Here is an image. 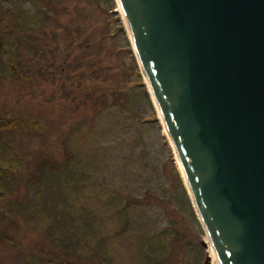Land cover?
I'll use <instances>...</instances> for the list:
<instances>
[{
	"label": "rangeland",
	"instance_id": "1",
	"mask_svg": "<svg viewBox=\"0 0 264 264\" xmlns=\"http://www.w3.org/2000/svg\"><path fill=\"white\" fill-rule=\"evenodd\" d=\"M13 2L30 30L19 72L0 74V117L28 123L0 127V264H203L212 245L117 0H0L2 27ZM70 155L69 189L30 185Z\"/></svg>",
	"mask_w": 264,
	"mask_h": 264
},
{
	"label": "water",
	"instance_id": "2",
	"mask_svg": "<svg viewBox=\"0 0 264 264\" xmlns=\"http://www.w3.org/2000/svg\"><path fill=\"white\" fill-rule=\"evenodd\" d=\"M118 3L219 264H264V0Z\"/></svg>",
	"mask_w": 264,
	"mask_h": 264
},
{
	"label": "trees",
	"instance_id": "3",
	"mask_svg": "<svg viewBox=\"0 0 264 264\" xmlns=\"http://www.w3.org/2000/svg\"><path fill=\"white\" fill-rule=\"evenodd\" d=\"M32 2V4L34 5V7L37 8H41L42 9V4L43 2H46L47 0H29ZM23 2H25V0H23ZM15 2H13L12 6L14 5ZM17 3L15 4V9L13 11L14 16H13V22H7V26L6 27H2L0 26V74L1 72H3V74L8 75V72L11 73H17L19 72V69L17 67L15 60V56L17 55V51L16 49H14L16 47L15 44V39L16 38V33H21L24 34L26 32H28L30 29L28 28L29 26L26 24V18L28 17V13L26 11H23ZM18 10L21 12H23L24 14H20L17 13ZM9 24V25H8ZM12 31V34L10 33ZM23 38V37H22ZM14 58V59H13ZM8 62V64L6 65V67L4 66V63ZM141 74V73H140ZM145 83H141V85H144ZM139 85V84H137ZM151 120L147 119V118H143L140 123H145V122H149ZM25 123H28L26 120L22 119L20 122L14 121L12 119H8V118H2L0 117V127H3L4 125H6L7 127L9 126V129L19 126V125H27ZM3 147H7L6 144L4 145V143L2 142V136H0V151ZM10 148V145H8V148ZM7 158V155H6ZM75 156H67L66 158V162L63 164H50L47 166H43V169L41 171V176L42 182L36 181V182H32L29 181L30 185L33 187H37L38 189L42 191H44L43 189V181L44 179H48L49 177L51 178H58V179H62V180H68L67 182V188L69 189V185L68 183L70 182L69 180L72 181V176L73 172H75V165H76V160H75ZM15 160V159H14ZM3 169L0 167V178L3 177ZM50 179V178H49ZM1 181V179H0ZM3 192V185L1 187L0 185V199L4 196L2 195ZM65 198V197H64ZM68 200V198H65ZM191 204V203H190ZM29 206H22V208H27ZM58 230L56 231V233L58 235H56V239L58 240L59 237L62 236V234H60V231L63 228H57ZM73 229H70V231ZM67 232L68 233H72V232Z\"/></svg>",
	"mask_w": 264,
	"mask_h": 264
},
{
	"label": "bare ground",
	"instance_id": "4",
	"mask_svg": "<svg viewBox=\"0 0 264 264\" xmlns=\"http://www.w3.org/2000/svg\"><path fill=\"white\" fill-rule=\"evenodd\" d=\"M182 172V171H181ZM184 179V178H183ZM185 184H186V182H185ZM209 250H210V256H211V263L212 264H219V262H218V260H217V257H216V254H215V251H214V249H213V247L211 246L210 248H209Z\"/></svg>",
	"mask_w": 264,
	"mask_h": 264
}]
</instances>
